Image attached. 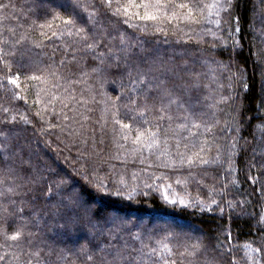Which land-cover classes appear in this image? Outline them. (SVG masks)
<instances>
[{"label":"trees","instance_id":"trees-1","mask_svg":"<svg viewBox=\"0 0 264 264\" xmlns=\"http://www.w3.org/2000/svg\"><path fill=\"white\" fill-rule=\"evenodd\" d=\"M58 2L0 0V3L16 5L0 9V18L7 17L3 24L15 30V35L4 30L9 43L0 45L5 52L14 53L5 57L12 62V73H31L39 68L46 73L56 71L63 77H50V83L45 86L37 81H25L21 76V88L27 89L28 103L14 100L10 92L0 89V121L8 117V122H0V132L5 134L0 136V142L7 137L11 154L7 164L22 177L15 180L21 188L19 195L9 198L15 204L9 203L8 207L10 211L23 209L17 216H24L34 233L25 251L40 250V264H97L101 256L97 250L106 244L127 243L131 251L141 247L140 240L133 238L137 232L152 246L166 233L174 232L176 235L168 242L176 253L173 258L177 264H187L188 260L193 264H264V0H231L227 11H221L219 17H211L212 23L203 20L199 24L181 23L183 32L169 24L167 34L134 30L114 19L104 18L103 13L97 17L99 23L117 36L113 41L115 45L119 46V31L128 34L134 58L146 59L149 63L163 61L176 68L183 79L177 81L169 76V87H173V82L180 85L185 81L200 85L191 89L190 100L180 94L184 89L173 87V91L185 105L188 101L202 104V113L206 115L203 120L212 125L211 131L194 130L195 137L182 131L179 147L178 140L171 138L169 132L166 156H160L159 149L133 154L131 149L135 146L120 139L119 126L112 122L111 112L105 113V108H110L112 100L119 96L116 103L123 118L127 112L123 105L128 103L129 97L137 96L129 90L135 86L123 70L121 75H115V70L92 72L99 64L93 59L96 53L75 43L77 37L65 35L46 40L38 27H29L33 20L43 22L46 13L59 8ZM99 2L82 0V3L97 5ZM77 11L81 17H86V13ZM216 19L221 20L219 26L214 23ZM79 23H86V19L78 17ZM87 26L91 28L90 24ZM21 36L27 38L16 44ZM33 41L42 42V46L36 47ZM102 51L106 52L103 46L97 49V53ZM3 72L0 64V75ZM53 83L60 86L52 87ZM41 87H47L49 94L42 93L43 103L35 104V93ZM145 87L140 85L137 91ZM69 95L75 99L65 100ZM54 97V102L48 104ZM45 104L47 108L41 119L36 111L44 109ZM3 107L10 111L3 112ZM172 112L175 116L184 113L176 107ZM21 114L27 115L31 123H25ZM13 115L15 122L10 119ZM65 115L69 119L65 120ZM156 115L155 110L148 114L152 123L144 127L159 124L163 133L164 129H175L182 122L179 119L156 121ZM205 137L208 139L205 158L216 162L191 168L181 165L179 154L195 151L192 145H199ZM164 147L161 144V148ZM4 155L0 152V164L4 163ZM166 164L169 166H164ZM189 172L193 175L189 176ZM81 173H86L93 182L103 180L109 189H121L123 195L97 192ZM29 174L47 177L45 187L48 181L61 177L67 183L61 187L59 195L49 198L41 194L40 185L27 182ZM177 177L188 179L186 183L177 184ZM75 192L80 193L86 203L80 202L69 211L62 205L67 204L65 197ZM163 193L177 201L183 198L188 204H171ZM128 194L132 199H128ZM213 200L216 203H212ZM88 203L98 207L90 212L85 206ZM113 216L127 218L125 224H117L118 232L111 222ZM156 219L160 220L159 224L153 227ZM163 220H170L172 226ZM178 224L190 228L182 233ZM8 231H12L11 226ZM113 234L116 239H112ZM89 236L92 237L89 239ZM198 240L210 244L207 251L204 252L206 248L202 244L196 257L179 256L184 245ZM220 242L231 246V252L222 254L218 247ZM85 245L88 250L81 251ZM107 251L109 249H105ZM90 253L92 260L87 259ZM137 264H151V261Z\"/></svg>","mask_w":264,"mask_h":264},{"label":"snow or ice","instance_id":"snow-or-ice-1","mask_svg":"<svg viewBox=\"0 0 264 264\" xmlns=\"http://www.w3.org/2000/svg\"><path fill=\"white\" fill-rule=\"evenodd\" d=\"M9 7H16V5L0 3V9H7ZM230 7L231 0H209V2H205V0H100L98 5L95 3H82V0H69L67 4H61L58 9H52L50 13H46L43 22L37 23L36 20H33L29 27H38L40 35L46 40L52 37L60 39L65 35L77 37L78 39L75 43L83 44L85 50L96 53L93 59L98 60L99 64L92 68V72L101 73L106 70H115V75H121L123 70L127 74L131 85L135 86L130 87L129 90L136 92L137 96L135 99L129 97L128 103L123 105L127 109L123 118L116 103L121 98L119 96L112 100L110 108H105V113L111 112L112 122L119 126L120 139L125 142H131L135 146L131 149L133 154H142L145 149L149 152H152L153 149H159L160 156H166L168 155L167 143L170 138L169 132L172 133L171 138L178 140L177 147H179L178 138L180 132L187 131L189 136L195 137L197 132L194 130L203 128L205 132L211 131L212 125L200 118L203 114H197V112L190 108H185V103H182L180 96L176 95L173 91V87L190 91L191 89L199 88L200 85L198 82L189 84L185 81L180 85H176L173 82V87H169V76L183 79L176 68L169 66L163 61H152L149 63L146 59L134 58L132 55L133 45L129 43L128 34L118 30L119 46L115 45L113 41L117 39V36L112 35L107 28L99 23L97 17L103 13L104 18L110 21L114 19L115 22L127 25L128 28L134 30L163 32L167 34L168 29L166 25L173 24L183 32V28L180 27L181 23L199 24L202 20L212 23L211 17L213 15L219 17L221 11H227ZM69 8H71V11H69ZM77 9L86 13V17H81ZM78 17L81 20L86 19V23L78 24ZM4 19H7V17L0 18V45L9 43L8 39L4 37V30L15 35L13 28H9L3 24ZM214 23L219 26L221 20L216 19ZM88 24L91 25V28L87 26ZM20 27H23V25H20ZM49 32L51 33L50 36ZM26 38V36H21L15 43L19 44ZM33 43L36 47L42 46V42L33 41ZM101 46L106 49V52L97 53V49ZM8 55H14V53L5 52L4 47L0 46V64L3 65L4 69L3 74L0 75V89L10 92L14 100H24L25 103H28V97L25 94L27 89L21 88V76H23L25 81H37L45 86L50 83V77L63 78L59 77L56 71L46 73L39 68L31 73H21L20 71L12 73V62L5 59ZM72 59H75V56ZM61 64H63V60ZM84 74L86 75L87 73ZM150 81L158 82L153 84ZM9 85H14L15 87H9ZM140 85H146V87L142 91H137ZM59 86L56 83L52 84V87ZM16 89H20V91ZM42 93L45 96L48 95L49 89L47 87L39 88L35 93L33 103H43ZM121 94L123 95V92ZM54 99L56 97L47 103H53ZM64 99L72 101L75 97L69 95ZM61 102L64 103V100ZM173 105L184 108V113L181 116H175L172 112ZM67 106V103H65V107ZM46 108L47 104H45L44 109H38L36 115L44 119L43 111ZM2 110L5 113L10 111L8 107H3ZM153 110L158 113L155 116L156 121H174L179 119L182 122L178 123L175 129L171 127L164 129L163 133L159 124H153L152 127H144V125L152 123L147 117ZM20 118L25 123H31L25 114H21ZM10 119L12 122H15L16 116L13 115ZM64 119L67 120L69 117L65 115ZM0 122H8V117H5V120ZM41 130L43 131V129ZM4 135L3 132H0V136ZM161 144L165 147L161 148ZM118 146L124 147L123 144H119ZM207 146L208 139L205 137L199 145H192L196 149L195 151H191L190 154H179V163L181 165L187 164L190 168L215 163L216 161L205 158L204 154H206ZM9 147L10 145L7 143V137L5 136L4 142H0V152L5 154L3 157L4 163L0 164V237H2V240H0V250H3L0 253V264H40V250L33 251L29 248L25 251V245L32 243L30 238L34 233L28 228L26 218L24 216H17V213H22L23 209H13L10 211L8 207L9 203L15 204V201L9 198L19 195L18 189L21 188V185L15 183V180L22 178L13 167L7 164V160L11 155L8 152ZM184 147L187 148L188 145L185 144ZM174 164L175 162L171 166H174ZM164 166L167 167L169 165L166 164ZM81 175L97 192L116 196L123 195L121 189H109L108 185L101 179L93 182L88 179L86 173H81ZM188 175L192 176L193 174L189 172ZM187 179V177L183 179L177 177L176 183H186ZM46 180L47 177L42 175L29 174L27 176V182L33 185H40L39 191L41 194L49 198L54 194L59 195V190L67 183V180L61 177L57 180L48 181L45 187L44 182ZM121 183H123V180H121ZM146 186L151 187V185ZM168 187L170 188L171 185H168ZM65 199L67 200V204L62 206L71 211L72 207L80 205L81 195L75 192L73 195L65 197ZM128 199H132L131 194H128ZM164 199L171 204H176L177 202L185 206L188 204L183 198L177 201L174 198L170 199L166 194ZM212 203H216V201L213 200ZM117 219L113 217L111 222L116 225V231L118 232L120 231V227L117 225ZM10 226L12 227L11 232L8 231ZM174 235H176L174 232H168L164 237L155 241V246H152L141 239L140 234L137 232L133 238L140 240L141 247L139 249L132 248L129 251L130 246L127 243L122 246L106 244L97 250L101 253L97 264H137L138 261H151V264H177V260L173 258L176 256V253L173 251V246L168 242ZM112 239H116L114 234L112 235ZM148 239L151 240L152 237L149 236ZM228 239L230 240L231 237L229 236ZM202 246L200 240L196 243L186 244L183 246V251L179 253V256L181 258L196 257ZM218 247L221 249L222 254L223 252H231L232 250L231 246L226 247L224 242H220ZM105 249H109V251L105 252ZM87 250V245L81 247V251ZM256 251H259V249H256ZM134 252L138 253V255H133ZM87 259L92 260L93 254L90 253ZM233 260H235V257H233ZM187 264H193V261L188 260Z\"/></svg>","mask_w":264,"mask_h":264},{"label":"rangeland","instance_id":"rangeland-1","mask_svg":"<svg viewBox=\"0 0 264 264\" xmlns=\"http://www.w3.org/2000/svg\"><path fill=\"white\" fill-rule=\"evenodd\" d=\"M45 1H48V0H41V3L45 2ZM41 3H40V4H41ZM57 4H59V5H61V4H66V2L59 0V2H58ZM256 6H257V4H256ZM256 16H257V14L255 13V14H254V17H256ZM174 79L177 80V81H179V79H177L176 77H175ZM190 91H191V90H190ZM190 91H183V92H181L180 94L183 95V97L186 96V99L188 98V99L190 100V99H192V98H189V97H190V96H189ZM181 102H182V101H181ZM173 106H175V107H176L177 109H179L180 111L184 112V108H179L177 105H173ZM175 107H172V108H175ZM185 108H190L191 110L197 112V114H201V113H202V110H203V106H202V104H199V105H198V104H196V103H192L191 101H190V103H189V101H188V103L185 105ZM202 114H203V113H202ZM205 116H206V115H202L200 118H201V119H204ZM165 194H166V193H163L164 196H165ZM80 202H81V203H86L83 197L81 198ZM85 206H87V207L90 208V212H92V210H96V207H98V206H94L92 203H88V204H86ZM113 217L116 218V216H113ZM117 218H118V219H117V224H118V223L125 224V222H127V218L124 217V216L117 217ZM159 221H160L159 219H156V223L154 224L153 227L157 226V225L159 224ZM162 222H164L165 224L169 225V227L172 226V222H171L170 220H163ZM177 228H178L182 233H183V232L185 233L186 231H185L184 229H189L190 227H188V226H186V225L178 224ZM148 235H149V234H148ZM148 235H147V236H148ZM90 237H92V236H89L88 238L90 239ZM89 239H88V240H89ZM202 244H204V245H205V248H206V250H204V252L207 251V246L210 247V244H209V243L207 244V242H205V241H204Z\"/></svg>","mask_w":264,"mask_h":264}]
</instances>
